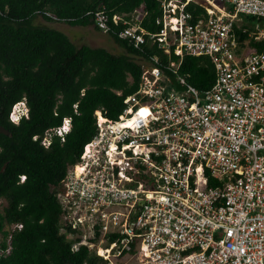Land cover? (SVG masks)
<instances>
[{
  "label": "built area",
  "instance_id": "obj_1",
  "mask_svg": "<svg viewBox=\"0 0 264 264\" xmlns=\"http://www.w3.org/2000/svg\"><path fill=\"white\" fill-rule=\"evenodd\" d=\"M156 1L157 32L142 5L93 13L99 31L121 23L120 39L179 58L141 61L117 120L95 111V134L55 187L60 233L106 260L81 264H264V0ZM185 54L213 64L203 92L177 73Z\"/></svg>",
  "mask_w": 264,
  "mask_h": 264
},
{
  "label": "trees",
  "instance_id": "obj_2",
  "mask_svg": "<svg viewBox=\"0 0 264 264\" xmlns=\"http://www.w3.org/2000/svg\"><path fill=\"white\" fill-rule=\"evenodd\" d=\"M140 5L147 12L142 27L157 32L156 0H0V125L8 130L0 133V198L6 201L0 264L105 263L86 246L71 251V240L59 230L62 209L55 187L95 134V111L118 119L124 99L139 87L141 61L150 55L164 63L179 57L173 52L168 57L151 41L134 47L120 39L114 30L121 23H111L107 33L123 51L117 54L76 45L63 31L36 20L94 26L93 13L102 6L112 16ZM177 73L200 92L215 79L213 64L203 55L185 54ZM23 99L27 116L14 123L9 114ZM65 118L71 127L60 136L55 130ZM48 130L46 147L41 141ZM16 223L21 229H11Z\"/></svg>",
  "mask_w": 264,
  "mask_h": 264
},
{
  "label": "rangeland",
  "instance_id": "obj_3",
  "mask_svg": "<svg viewBox=\"0 0 264 264\" xmlns=\"http://www.w3.org/2000/svg\"><path fill=\"white\" fill-rule=\"evenodd\" d=\"M36 23H44L48 26L63 31L76 45L87 44L92 47H103L108 51L117 54H121L123 52L122 49L113 41V39L109 35L95 29L93 25H88L85 27L79 25L69 26L68 24L62 22H44L40 17L37 18ZM25 111L26 108L24 107V103L18 102L12 107L9 118L16 120V113ZM66 123L67 122L64 123V129H67L69 127ZM5 205V199L0 198V213H3V208ZM1 239L2 236L0 234V241Z\"/></svg>",
  "mask_w": 264,
  "mask_h": 264
},
{
  "label": "clouds",
  "instance_id": "obj_4",
  "mask_svg": "<svg viewBox=\"0 0 264 264\" xmlns=\"http://www.w3.org/2000/svg\"><path fill=\"white\" fill-rule=\"evenodd\" d=\"M19 102H23L24 103V107L26 108V111L25 112H20V113H16V117L17 119L16 120H13L11 118H9L10 120H12V122L14 123H17L21 117L23 116H27V113H28V109H27V106H26V103H25V100L23 99L22 101H19ZM18 103V102H17ZM16 105V104H15Z\"/></svg>",
  "mask_w": 264,
  "mask_h": 264
},
{
  "label": "water",
  "instance_id": "obj_5",
  "mask_svg": "<svg viewBox=\"0 0 264 264\" xmlns=\"http://www.w3.org/2000/svg\"><path fill=\"white\" fill-rule=\"evenodd\" d=\"M0 133L8 134V130L0 125Z\"/></svg>",
  "mask_w": 264,
  "mask_h": 264
},
{
  "label": "bare ground",
  "instance_id": "obj_6",
  "mask_svg": "<svg viewBox=\"0 0 264 264\" xmlns=\"http://www.w3.org/2000/svg\"><path fill=\"white\" fill-rule=\"evenodd\" d=\"M99 120L101 121L102 119H101V118H99ZM66 124H67V123H66ZM66 126H67V125H66ZM67 127H68V126H67ZM78 170H79V169H78ZM99 252H100V253H103V252H104V250H103V249H100V250H99Z\"/></svg>",
  "mask_w": 264,
  "mask_h": 264
}]
</instances>
